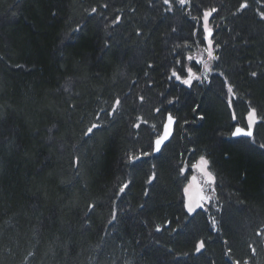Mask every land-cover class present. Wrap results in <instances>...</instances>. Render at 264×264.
<instances>
[{
    "label": "trees",
    "instance_id": "trees-1",
    "mask_svg": "<svg viewBox=\"0 0 264 264\" xmlns=\"http://www.w3.org/2000/svg\"><path fill=\"white\" fill-rule=\"evenodd\" d=\"M165 8L0 0V264H264V0ZM212 8L213 75L170 82L166 51L198 46ZM253 108L247 149L232 133ZM168 113L172 139L142 155ZM201 156L216 194L188 214L182 187Z\"/></svg>",
    "mask_w": 264,
    "mask_h": 264
},
{
    "label": "rangeland",
    "instance_id": "rangeland-1",
    "mask_svg": "<svg viewBox=\"0 0 264 264\" xmlns=\"http://www.w3.org/2000/svg\"><path fill=\"white\" fill-rule=\"evenodd\" d=\"M187 2H189V0H187ZM171 3H172V0H169V3H165L164 0H156V6H162V8L165 10H166L165 7L171 6ZM187 38L188 37H186V34L183 31L180 34H177L176 40H174V41L170 40V42H172L171 45L175 44V42H178L177 43L178 45L180 44L181 46H183V44L187 40ZM211 38H212V36L210 37V39ZM195 43L198 44V46H196L195 48L188 49L186 51L184 49V52H182V53L179 52V53H174L173 55H170V52L168 51L169 52L168 53L166 51V56L169 59L168 60V70H167L168 77L172 76V70L173 69H175L178 73H180V75L182 77H186V72L181 71L182 67L185 69L188 67H191L193 72L197 76L200 77L199 81H203L204 79L210 78V76L213 75V70L211 68V64H209L210 58L208 57L207 53L204 51V48L207 47V40L206 39H204V40L199 39V40H196ZM200 45H202V48L199 47ZM168 47H169V45H167V42L165 41V48H168ZM185 48H188V47L185 46ZM189 55L195 57V59L192 61H188L186 58ZM201 59L204 61V63H207L208 71L205 70L203 63L198 64L196 62L197 60H201ZM177 60L180 61L179 64L176 63ZM169 81L172 83H180L181 82L180 80H177L175 78L169 79ZM230 97H232V96L230 95L229 98ZM168 104L169 103H167V105ZM256 121H257V117L254 115L252 117V127H251L252 129H255V127H256L255 122ZM248 125L245 127L248 128ZM239 138H241L243 140H248V142L245 143V147H247V149L250 148L252 145L253 146L256 145L255 144L256 140L254 137L249 138V137H243L242 136ZM244 138H246V139H244ZM154 142H155V140H154ZM154 145H155V143H154ZM152 146H153V144H152ZM147 153L156 154L154 152L153 148ZM194 170H195V172L193 174L188 175V177H186V179H185V184L182 187V199H183V203L186 206V209H187L188 205H191L192 207L196 208V211H197L198 209L206 208L208 206V204L211 203V200L214 197V194H216V184L217 183H216V177H215L214 173L209 169V166L206 168V171L212 173V175H214V177H215V183L211 184V185L208 183L207 178L203 174H201V172H199L196 169H194ZM193 175L197 176V182L196 183L191 182V176H193ZM185 189H187V191H185ZM224 194L227 195L228 193L225 192ZM201 195H203L205 197H210L211 199L210 200H207V199L201 200L200 199ZM197 204H202L203 207L197 208L196 207Z\"/></svg>",
    "mask_w": 264,
    "mask_h": 264
},
{
    "label": "snow or ice",
    "instance_id": "snow-or-ice-1",
    "mask_svg": "<svg viewBox=\"0 0 264 264\" xmlns=\"http://www.w3.org/2000/svg\"><path fill=\"white\" fill-rule=\"evenodd\" d=\"M165 3H169V0H164ZM179 2L183 5L185 3H187V0H179ZM247 5H241V7H246ZM93 12L96 11L95 8L92 9ZM217 12V9L216 8H212L210 9L209 11H205L204 12V17H203V20H204V32L206 33V36H205V39L207 40V47L204 48V51L207 53L208 57L212 60H219V56H216L214 55V51L215 49L213 48V41L210 39V37L212 36V30L208 28V17L211 16L213 13ZM219 45L217 44L216 45V48H218ZM188 61H192L195 59V57L189 55L187 56L186 58ZM198 64L200 63H203L204 64V67H205V70L208 71V65L207 63H204V61L201 59V60H197L196 61ZM176 63H180L179 60L176 61ZM181 71L182 72H186V77H182L180 75V73H178L175 69L172 70V76L169 77V79H172V78H175L177 80H180L181 83L185 84V85H188L189 87L192 86V83L194 80H200V77L197 76L191 67H188V68H181ZM253 77H255L257 75L256 72H253L251 74ZM203 82V81H201ZM228 91L229 92H232V87L229 86L228 88ZM141 99H143V97H141ZM116 104L119 105L120 104V101L117 100L116 101ZM115 111V109H114ZM256 113V109H251L250 112H249V125H248V129H244V128H240V127H236L234 132L232 133V135L234 137H238V136H244V137H253V131L251 130V127H252V117L255 115ZM201 119H203V117H201ZM174 121H173V118L171 116V114H169L168 116V125L165 126V131H164V134L162 136H160L158 139H156L155 141V147H154V151L155 152H159L160 151V146L161 144L168 139L169 137V134H170V131H169V126L171 124H173ZM140 125L137 124L135 125V127H139ZM99 126L98 125H92V127L88 128L87 132L88 133H92L93 132V129L94 128H98ZM261 148H264V145H260ZM142 155L144 156H147V155H151L150 153H143ZM131 159L133 161H136L138 159H140V157H131ZM210 162L204 157V156H201L199 157L198 161H196L195 163H192L191 164V169H196L198 170L199 172H201V174H203L207 180H208V183L211 185V184H214L215 183V177L214 175H212V173L210 172H207L206 171V168L209 166ZM190 168H183L181 169V172L184 173V172H187V171H190L191 170ZM152 179H155V173H153V177ZM151 183V180L149 181ZM191 182L192 183H196L197 182V176L193 175L191 176ZM128 185L125 184L121 189H120V192L123 193L124 192V189L127 188ZM185 191H187V189H185ZM201 200H210L211 198L210 197H205L203 195H201L200 197ZM197 208H200V207H203L202 204H197L196 206ZM196 212V208L192 207L191 205H188L187 206V213L188 214H192ZM113 219H115V215H113ZM213 227H215V220L213 219ZM160 229L158 228L157 231H159ZM205 248V241L204 240H200L195 248V251L197 253H200L202 249ZM231 251V250H229ZM235 264H239V261H236Z\"/></svg>",
    "mask_w": 264,
    "mask_h": 264
},
{
    "label": "water",
    "instance_id": "water-1",
    "mask_svg": "<svg viewBox=\"0 0 264 264\" xmlns=\"http://www.w3.org/2000/svg\"><path fill=\"white\" fill-rule=\"evenodd\" d=\"M169 114H171V116H172V118H173V121H174V123L171 124V125L169 126V131H170L169 137H168L167 140H165V141L161 144V146H160V151H159V152H155V151H154L155 153H160V152L162 151L163 147H164L168 142H170V140L172 139V137H173V135H174L175 127H176V122H177V118L174 117L172 113H168V114H167V117H166V120H165V122H164V124H163L162 132H161V134H160L159 136L156 137V139H158L160 136H162V135L164 134L165 126L168 125V116H169ZM238 127H240V128H244V129H245V127H243V126H238ZM251 130L253 131V129H251ZM238 137H241V136H238ZM156 139H155V141H156ZM154 143H155V142H154ZM154 147H155V145H154ZM153 149H154V148H153Z\"/></svg>",
    "mask_w": 264,
    "mask_h": 264
},
{
    "label": "bare ground",
    "instance_id": "bare-ground-1",
    "mask_svg": "<svg viewBox=\"0 0 264 264\" xmlns=\"http://www.w3.org/2000/svg\"><path fill=\"white\" fill-rule=\"evenodd\" d=\"M238 127V126H237ZM245 129H248V128H245ZM252 129V128H251ZM253 134H254V129H253ZM234 137V136H233ZM242 137V136H241ZM244 137V136H243ZM234 138H239V137H234Z\"/></svg>",
    "mask_w": 264,
    "mask_h": 264
}]
</instances>
